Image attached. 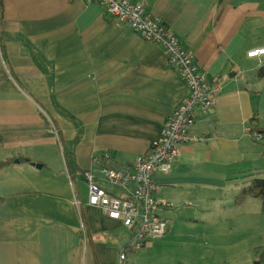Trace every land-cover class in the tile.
Listing matches in <instances>:
<instances>
[{
  "label": "crops",
  "instance_id": "0c3cea01",
  "mask_svg": "<svg viewBox=\"0 0 264 264\" xmlns=\"http://www.w3.org/2000/svg\"><path fill=\"white\" fill-rule=\"evenodd\" d=\"M130 1L221 90L189 130L204 141L182 145L168 174L155 176L166 235L128 262L252 264L264 245L261 201L235 198L242 178L264 169V133L252 137L264 132V55L247 57L264 48V0ZM187 93L161 46L100 5L0 0V162L11 161L0 170V264H120L129 232L87 204L82 173L115 193L96 159L108 152L126 165L146 153ZM71 149L73 179L63 157Z\"/></svg>",
  "mask_w": 264,
  "mask_h": 264
},
{
  "label": "built area",
  "instance_id": "2783aa9c",
  "mask_svg": "<svg viewBox=\"0 0 264 264\" xmlns=\"http://www.w3.org/2000/svg\"><path fill=\"white\" fill-rule=\"evenodd\" d=\"M103 7L108 15L126 25L142 40L161 46L166 65L173 69L185 84L188 93L162 125L160 137L153 141L148 151L126 165L115 164L108 152L96 159L103 181L115 193L101 188L90 171L82 173L88 185L87 204L99 208L103 215L118 221L129 232V238L119 252L120 264H129L128 256L148 242L161 240L167 232V222L159 215L165 204L155 198L156 174L166 175L178 158L184 144L201 143L203 137L189 134L197 114L211 111L220 94V86L210 81L194 62L170 29L159 19L152 17L145 7L130 0H83ZM264 48L247 53L248 58H260ZM255 141L262 134L252 132ZM76 207L79 202L74 201ZM81 237L86 233L81 227Z\"/></svg>",
  "mask_w": 264,
  "mask_h": 264
},
{
  "label": "trees",
  "instance_id": "16d2710c",
  "mask_svg": "<svg viewBox=\"0 0 264 264\" xmlns=\"http://www.w3.org/2000/svg\"><path fill=\"white\" fill-rule=\"evenodd\" d=\"M34 59H35V56H34ZM38 65L40 64L38 63ZM40 68L45 71L43 67H40ZM256 76L258 78L264 77V66L258 69ZM54 130H55V133L57 135L59 142H61L59 130L55 126H54ZM251 130L252 131L259 130V128L253 124ZM259 131L260 133H264L262 129ZM78 139H79V134L77 135L74 142L72 143V148L75 146ZM1 144H2V137L0 136V145ZM73 155L74 154H73L72 149L68 152L63 151L64 162H65L66 170H67V173L70 179L74 178L73 174L77 170ZM263 155H264V151H263ZM10 162L11 161L0 162V170L4 168L6 165H8ZM242 180L243 182L241 183L239 194L235 198V203H241L246 198L258 199L261 201V210H262V214L264 215V169L257 170L253 172L252 174L244 176ZM1 200L2 199L0 198V202ZM252 264H264V245L263 247L260 248L259 254L257 258L252 262Z\"/></svg>",
  "mask_w": 264,
  "mask_h": 264
},
{
  "label": "water",
  "instance_id": "95a60500",
  "mask_svg": "<svg viewBox=\"0 0 264 264\" xmlns=\"http://www.w3.org/2000/svg\"><path fill=\"white\" fill-rule=\"evenodd\" d=\"M38 167H40V166H38Z\"/></svg>",
  "mask_w": 264,
  "mask_h": 264
}]
</instances>
